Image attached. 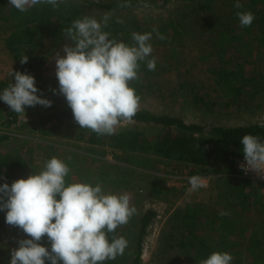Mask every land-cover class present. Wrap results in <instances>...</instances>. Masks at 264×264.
I'll use <instances>...</instances> for the list:
<instances>
[{
    "label": "rangeland",
    "instance_id": "rangeland-1",
    "mask_svg": "<svg viewBox=\"0 0 264 264\" xmlns=\"http://www.w3.org/2000/svg\"><path fill=\"white\" fill-rule=\"evenodd\" d=\"M64 1L69 7L70 24L84 17L95 18L102 23V31L117 42L132 46L133 32H152L149 43L153 52L149 59L157 60L156 69L149 71L146 61L139 62V78L130 82L140 97L139 109L177 116L207 128L264 124V49L256 41L264 22H255L264 16V0H240L243 5L240 9L234 7L236 0H94L111 3L112 8L84 0ZM122 4L130 6L121 7ZM13 10L9 0H0V80L11 85L12 72L30 74L35 77L37 95L51 100L52 106H26L17 121L6 120V115L0 117V135H5L0 141V158L19 155L23 159L24 179L41 172L52 157L66 164L72 159L73 183L100 184L105 194H130V204L137 212L123 225L127 235V231L137 233L140 218L147 210L157 211L147 229L139 264H191L183 242L190 237L204 238L211 247L222 242L226 234L215 230V218L221 217V212L239 224V231L228 236L214 252H228L233 261H240L238 264L250 263L251 247L260 254L264 252V231L259 230L261 222L256 216L264 204L263 184L247 182L236 171L205 172L198 175L206 179L208 186L189 192L191 165L176 160L164 163L160 157H153L146 165H137L132 153L111 145L114 134L101 136L80 129L73 115L47 120V115L55 109L68 107L65 97L58 92L55 58L57 53L66 55L63 47L72 41L48 37L37 57L38 68H24L5 46L10 24L1 17L12 14ZM242 11L255 16L250 32L240 26L236 13ZM105 15L109 16L106 27L103 26ZM207 20L215 24L207 25ZM153 29L165 39H159ZM223 31L228 36L221 44ZM230 71L238 72L239 84L241 77L253 78L252 84L227 95L228 84L223 82V75ZM129 129L150 137L163 130L160 125L133 121L120 124L115 133ZM93 135L95 141L90 139ZM246 193L252 198L248 200L249 210L242 207ZM257 199L262 202L253 205ZM187 205L200 209L192 232V228L181 226ZM21 237L27 236L18 227L8 225L6 211H0V264H9L11 251L19 246ZM259 237L261 241H257ZM127 240L128 249L121 257V264H133L136 255V237L129 236ZM227 244L230 246L225 250L223 246Z\"/></svg>",
    "mask_w": 264,
    "mask_h": 264
},
{
    "label": "clouds",
    "instance_id": "clouds-1",
    "mask_svg": "<svg viewBox=\"0 0 264 264\" xmlns=\"http://www.w3.org/2000/svg\"><path fill=\"white\" fill-rule=\"evenodd\" d=\"M62 0H9L10 6L20 12L47 4L59 8ZM122 4L121 7H128ZM145 7L148 5L145 4ZM234 7H243L236 0ZM241 27H250L255 16L250 11L236 13ZM109 16L103 17L107 26ZM161 40L165 37L153 29ZM64 34L72 41L64 45L66 55H56V78L59 94L71 108L75 122L98 135H113L122 123H132L139 110L140 97L130 82L138 79L139 62L146 61L149 71H155L157 60L149 59L153 47L149 41L152 32L132 33L134 45L117 42L102 31V23L95 18L76 19ZM28 56L20 57L26 64ZM14 82L0 92L11 111L25 113V107H51L52 101L37 95L35 77L19 71L12 72ZM246 164L245 173L254 171L264 176V142L246 134L242 137ZM69 166L59 158L47 160L38 174L21 178L11 185L0 186V211H6V223L18 227L27 239H20L11 251L10 264H104L123 256L128 240L108 233L129 222L137 209L131 206V196L105 194L102 186L89 183L66 184ZM189 192L206 188L204 177H189ZM59 197V199H57ZM220 215H227L221 212ZM47 237L51 248L40 242ZM228 252H213L200 264H232Z\"/></svg>",
    "mask_w": 264,
    "mask_h": 264
},
{
    "label": "trees",
    "instance_id": "trees-1",
    "mask_svg": "<svg viewBox=\"0 0 264 264\" xmlns=\"http://www.w3.org/2000/svg\"><path fill=\"white\" fill-rule=\"evenodd\" d=\"M84 1L103 8H112L114 6L111 3H102L94 0ZM253 4H255V1ZM210 6L211 2L206 4L207 8H210ZM261 11L262 10L259 12ZM69 14L68 5L62 0L58 9L53 8L51 5L41 4L30 8L27 12H20L14 8L12 14L2 15L1 18L10 24V32L5 39V46L13 59L20 62V57L27 55L29 59L26 64H23L24 68L30 70L37 69L39 66L37 62L38 54L40 50L45 47L48 37L69 39L64 34V29L71 26L69 23ZM255 22H264V16H259L256 18ZM214 24L213 21L210 22L207 20V25L213 26ZM172 26L174 27L173 24ZM244 28L246 31L250 32L252 30V25ZM228 29L232 31L231 28ZM227 36L225 31L221 33V44H223ZM256 41L261 48L264 49V28L259 32ZM239 73L242 74L241 71ZM238 76L239 74L236 71L224 73L223 82L228 84V90H226L227 95L233 94L235 91L241 92V90H239L240 87H242L243 90V87L253 82V78L244 79L241 77L242 81L241 79L240 81L242 84H239V82L236 81ZM263 77L264 74L262 75V78ZM9 86L7 81L0 80V92ZM234 98L236 100V97ZM5 115L7 118L6 120L11 122L17 121L19 116V114L11 111L4 101L0 100V117ZM71 115H73V113L68 106L63 109H55L47 115L46 118L47 120L62 119ZM133 121L160 125L163 130L159 134L151 137L137 130H121L111 137L112 146L132 153L134 156V164L141 166L146 165L148 162L152 161L153 157H160L164 158V163L170 160H176L191 165L193 167L191 171L193 175L205 172H238L237 163L240 158L244 157L242 150L243 145L241 143L242 137L246 134H251L259 137L260 141L264 142V124L258 122L237 126L213 125L207 128L203 124L188 123L180 117L168 114H156L147 109H139ZM93 136L90 139L95 141L96 137L95 135ZM4 138L5 135H0V141ZM67 165L71 170L73 160L70 159ZM22 171L23 159H21L19 155L1 157L0 186L4 183L11 185L13 181L23 178ZM65 179L66 184L73 183L72 170ZM245 180L250 183L264 185V183L261 182ZM95 185H97V183H94L92 186ZM244 197H246V199H244L242 207L249 210L251 204H249L250 202L248 200L252 198L247 193ZM57 199H59V197H57ZM261 202L260 199H257L253 205ZM199 214L200 209L197 206L187 205L186 211L183 213L181 226L190 230L194 224L196 225ZM156 215L157 211L153 209L147 210L140 218V227L136 234L127 231L129 234L127 235L123 225L119 226L114 233L107 234L110 242L113 237L123 236L126 239H128L129 236L136 237V255L133 258V264L140 263L143 241L147 234V229ZM256 216L261 222L258 227L259 230L264 231V204L262 205V209L256 211ZM215 222L217 223L215 230L218 233L224 232L227 236L225 238L226 240H228V236H233L239 231V224L229 216H218L215 218ZM193 229L194 228L191 229V232ZM27 238L29 237H21V239ZM225 239L223 241H225ZM257 241H261V238L259 237ZM222 242H218L219 244H215L211 247L204 238L198 237L194 239L190 237L189 241L183 243L186 249L185 252L191 257V259L187 258L191 260V264H195L194 261L200 264V261L208 258L215 249H220V244ZM40 243L50 250L51 245L46 236ZM229 246L230 244H227L223 247L226 250ZM193 248L194 253H191V249ZM250 250L253 252V257L249 264H264V252L260 254L255 251L253 247H251ZM121 257L122 256H118L115 260H107L104 264H121ZM233 262L236 264L240 263V261L236 260ZM46 264H50V262L46 261Z\"/></svg>",
    "mask_w": 264,
    "mask_h": 264
},
{
    "label": "built area",
    "instance_id": "built-area-1",
    "mask_svg": "<svg viewBox=\"0 0 264 264\" xmlns=\"http://www.w3.org/2000/svg\"><path fill=\"white\" fill-rule=\"evenodd\" d=\"M241 164H246L244 157L240 158L238 163H237V167H238L237 173L240 177H242L243 179L250 180V181L264 183V176L258 175L254 171H248L247 173H245V171H243L240 167Z\"/></svg>",
    "mask_w": 264,
    "mask_h": 264
}]
</instances>
